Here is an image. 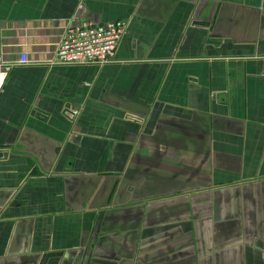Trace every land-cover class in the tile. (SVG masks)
Here are the masks:
<instances>
[{
  "label": "crops",
  "instance_id": "1",
  "mask_svg": "<svg viewBox=\"0 0 264 264\" xmlns=\"http://www.w3.org/2000/svg\"><path fill=\"white\" fill-rule=\"evenodd\" d=\"M72 19L111 62L46 61ZM0 41V264H264V0H0Z\"/></svg>",
  "mask_w": 264,
  "mask_h": 264
},
{
  "label": "built area",
  "instance_id": "2",
  "mask_svg": "<svg viewBox=\"0 0 264 264\" xmlns=\"http://www.w3.org/2000/svg\"><path fill=\"white\" fill-rule=\"evenodd\" d=\"M125 31L122 20L95 23L92 21L69 20L50 57L46 60L51 64L101 65L111 62L114 58L119 40ZM27 53L20 51L16 64L29 62ZM11 64L4 58L0 41V89ZM76 110L68 115L75 116Z\"/></svg>",
  "mask_w": 264,
  "mask_h": 264
}]
</instances>
